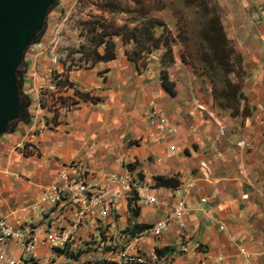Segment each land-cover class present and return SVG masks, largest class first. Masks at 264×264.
I'll return each instance as SVG.
<instances>
[{
    "label": "crops",
    "instance_id": "crops-1",
    "mask_svg": "<svg viewBox=\"0 0 264 264\" xmlns=\"http://www.w3.org/2000/svg\"><path fill=\"white\" fill-rule=\"evenodd\" d=\"M198 2L204 10L199 45L209 56L206 63L224 77L216 97L198 101L177 95L176 87L172 95L149 66L154 56L161 61L165 49L141 69L126 55L133 45L116 38V60L66 76L73 88L62 92L86 93L96 103L66 97L79 103L65 123L35 135L41 121L35 98L31 123L0 137V219L16 228L45 222L42 211L48 210L39 208L44 190L63 166L76 164L92 183L118 176L155 186L158 205L126 200L117 217L102 224L118 247L127 231L142 235L140 253L155 252L157 264H264V0H216L217 13L209 1ZM173 58L175 65L174 50ZM229 75L237 81L226 80ZM184 185L194 186L188 214L155 238L148 230L168 218L171 191ZM94 225L86 224L65 253L40 246L36 261L15 242L5 248L19 264H101L103 247L87 243Z\"/></svg>",
    "mask_w": 264,
    "mask_h": 264
},
{
    "label": "rangeland",
    "instance_id": "rangeland-1",
    "mask_svg": "<svg viewBox=\"0 0 264 264\" xmlns=\"http://www.w3.org/2000/svg\"><path fill=\"white\" fill-rule=\"evenodd\" d=\"M117 1L127 10L126 12L111 15L103 9L104 0H57L49 12L44 31L26 52L18 71L21 103L22 106L28 105V108L24 109L20 120L9 127L8 133L20 123L25 125L31 123L30 109L35 98L41 102L40 113L34 112L39 114L41 120L35 129V135L40 134L48 126L56 127L65 123L71 110L61 107L64 106V100L67 106L73 105L71 99L76 97L60 92L57 86L62 75L64 77L69 75V67L74 63L81 65V56L76 52L82 45H91L83 24L93 17L104 16L108 21H115L118 27L129 25L133 28L152 17L164 23L174 41L172 47L178 57V63L164 68L160 58L154 56L150 68L159 74L163 70L166 71L169 80L175 84L176 94L182 97L206 101L216 97V93L223 89V74L211 69L206 63L209 56L199 45V35L203 26L201 15L204 14L202 2L197 3V0ZM137 1L139 4L136 3ZM205 1H209V10H213L212 13L219 12V9L213 5L216 0ZM142 8L152 11L147 19L136 12L128 13L129 9L140 11ZM73 69L88 70L84 67H73ZM225 79L235 82L238 76L229 75ZM41 110L44 114H41Z\"/></svg>",
    "mask_w": 264,
    "mask_h": 264
},
{
    "label": "built area",
    "instance_id": "built-area-1",
    "mask_svg": "<svg viewBox=\"0 0 264 264\" xmlns=\"http://www.w3.org/2000/svg\"><path fill=\"white\" fill-rule=\"evenodd\" d=\"M67 89L60 90L57 87L60 92ZM72 106L61 108L70 111ZM199 110L203 111V108ZM225 130V126L221 127L220 137L225 135ZM168 132V134L174 133L172 129ZM170 150L174 151L175 148L171 146ZM88 175L87 171L76 164L62 168L55 183L46 188L42 194L39 208L48 210L45 213L42 211V215L47 216L44 217L43 223L27 222L16 228L7 220L0 219V264H19L18 261L8 257L5 247L10 242H15L23 251V255L33 261L38 259L40 246H46L52 253H65L70 249L76 235L89 222L98 224L94 225L95 230L89 234L90 240L87 243L93 246L99 245V248L103 247V254L99 257L101 264H144L146 260L158 263L155 252H151L149 257L140 253L139 244L142 235L126 231L124 236H121L119 243L123 246L120 248L113 243L108 228L102 225L112 217H117L120 204L126 200L132 199L135 205L142 202L158 205L160 201L154 194L155 186L118 176L110 177L107 183L98 184L89 182ZM193 188V185H184L171 191L174 200L171 214L148 230L155 238H160L171 223H182L191 208L189 193ZM207 202L206 199H201L202 204ZM47 264L58 263L54 260L48 261ZM246 264H250L249 260Z\"/></svg>",
    "mask_w": 264,
    "mask_h": 264
},
{
    "label": "trees",
    "instance_id": "trees-1",
    "mask_svg": "<svg viewBox=\"0 0 264 264\" xmlns=\"http://www.w3.org/2000/svg\"><path fill=\"white\" fill-rule=\"evenodd\" d=\"M136 3L139 4L138 1ZM102 6L104 11L110 12L111 15L122 14L127 11L117 0H104ZM104 11L103 13H105ZM133 12L143 15L144 19H147L152 11L148 8H142L140 11L128 10V13ZM83 25L85 26L84 29L88 34V41L91 45L80 46L76 54L81 56L82 63L81 65L74 63L73 66L69 67L68 73L74 70L73 67H84L90 70L99 63H109L116 60L118 56V48L115 42L116 38H122L125 45H133V49L131 51H126V55L128 60L135 63L138 67L146 68L154 52L162 48L165 49L161 59L162 66L167 68L174 64L172 48V43L174 41L167 31L166 25L153 17L147 19L144 23L135 25L133 28L129 25L118 27L115 21H108L104 16L93 17ZM161 80L166 90L172 95H175V84L169 80V74L164 70L161 72ZM57 87L60 88V90L64 88L72 89L73 85L69 83L67 77L62 75V80L58 83ZM74 96L78 98L79 101L91 103H96L98 101V99L91 97L89 94L78 91H74ZM79 101L71 100V104L76 105ZM66 106L67 103L66 100H64V107ZM163 181V179L159 178L157 184H163ZM167 187L169 186L167 185ZM135 212L136 210H132L134 215Z\"/></svg>",
    "mask_w": 264,
    "mask_h": 264
},
{
    "label": "water",
    "instance_id": "water-1",
    "mask_svg": "<svg viewBox=\"0 0 264 264\" xmlns=\"http://www.w3.org/2000/svg\"><path fill=\"white\" fill-rule=\"evenodd\" d=\"M57 0H0V137L18 122L22 106L18 70L45 29Z\"/></svg>",
    "mask_w": 264,
    "mask_h": 264
}]
</instances>
